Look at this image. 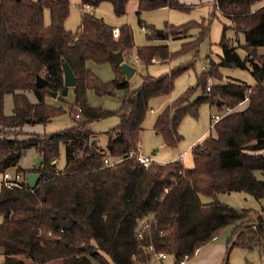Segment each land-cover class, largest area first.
<instances>
[{"label":"trees","instance_id":"obj_1","mask_svg":"<svg viewBox=\"0 0 264 264\" xmlns=\"http://www.w3.org/2000/svg\"><path fill=\"white\" fill-rule=\"evenodd\" d=\"M128 1L79 0L80 23L71 31L64 26L70 0H0V175L8 170L23 179L29 172L39 174L33 189L26 182L11 188L1 183L0 264H156L158 254L189 260L224 229H231L226 249L233 244L246 251L257 249L264 256L263 214L236 210L216 199L217 194L229 192L264 198V180L254 173L264 174V0H213L214 10L231 21L235 33L244 35L245 57L241 59L236 47L226 41L224 27L220 61L210 60L197 84L166 105L153 123L155 133L173 146L182 138L178 133L181 121L187 114L196 116L201 104L216 105L221 112L247 102L244 109L223 116L207 136L190 147L191 169L179 160L153 162L144 168L136 159L150 100L169 96L175 79L186 68L143 76L139 87L130 89L109 52H122L124 62L135 68L128 61L135 47L131 27L120 25L114 37V27L84 9L108 2L116 16H123ZM136 1L138 17L160 8H189L178 0ZM138 24L148 29L151 41L187 38L192 31L198 32L175 53L166 43L137 47L135 59L145 66L194 53L209 35V22L204 20L179 26L165 23L162 37L141 19ZM62 61L76 77L74 87L63 84ZM88 62L110 63L115 77L101 81L87 68ZM219 67H248L254 84L236 79L221 83ZM205 75L220 82L207 92ZM37 76L47 81L46 86H35ZM198 89L204 91L202 96L192 100ZM69 90L74 98L71 108L79 109L80 121L52 134L24 130L26 125H46L64 114L61 106L45 99L51 93L64 98ZM120 90L124 95L117 111L93 107L87 101L88 91L101 97L115 96ZM6 95L12 97L9 115L4 112ZM111 115H117L119 123L106 132L105 148L98 147L97 134L87 125ZM60 145L65 149L62 169L57 168ZM29 148L36 150L41 162L23 169L18 162ZM105 158L116 164L104 166ZM201 196L212 200L203 203ZM144 224L148 228L139 238Z\"/></svg>","mask_w":264,"mask_h":264},{"label":"rangeland","instance_id":"obj_2","mask_svg":"<svg viewBox=\"0 0 264 264\" xmlns=\"http://www.w3.org/2000/svg\"><path fill=\"white\" fill-rule=\"evenodd\" d=\"M182 1L185 2V5H188V10L180 11L176 9L171 10L167 8H160L153 11L141 12L139 17L135 14L137 7H135V5L132 7L133 3L126 6L125 14L123 16H116L113 13L111 4L108 2L100 3L96 8H93V10L89 12L96 18H101L108 25L119 26L120 24L126 23L131 27L135 47L132 52V56L128 61L135 66V72L129 79L130 89L139 87L143 76L150 75L157 77L159 75L169 73L170 70L175 69L176 67L178 69L186 68V70H184V72L175 79L173 90L169 96L157 97L150 100L149 107L151 111H148L142 125L140 149L143 155L153 157L157 163H168L179 160L182 162L185 169H191L193 167V157L189 152L191 147H189V144L200 131L211 130L210 118L213 114H217L219 112L217 106L203 103L199 106L196 116L187 114L181 121L178 128V133L182 138L176 145L173 146L166 145L163 142L162 137L155 133L153 130V123L157 115L166 105H168L171 101L176 100L185 90L190 87H194L197 84V78L202 77L207 71L210 60L215 63L220 61V56H222L223 52L219 42L222 37L224 27H226L224 31L226 41L236 47V53L241 59L245 57V51L241 47L244 45L245 39L242 33H235V31L231 28V21L228 18L220 14L217 10H214L212 5L213 0ZM80 13L81 12L77 6V2L75 0H70L69 15L64 22V26L67 30L74 31L78 27L80 23ZM138 19H141L147 25H152L156 30H163L165 23L179 26L191 21L204 20L206 23L209 22V35L200 43L197 51L194 53L183 55L181 58L170 62H154L145 66L136 61L134 57V52L137 47L149 44L166 43L169 51L175 53L181 49L184 42L196 38L198 32L192 31L187 38L180 37L174 39L169 38L165 41H151L147 38L148 29L140 28ZM44 21L46 25L49 22L47 10L44 13ZM86 66L103 82H109L115 77L114 69L110 63L95 64L93 62H88ZM218 70L220 75L224 78L221 83H224L226 80L236 79L251 86L254 84V79L248 67L247 69L219 67L217 71ZM204 77L206 86L207 79L211 76L205 75ZM210 79L215 85L220 83L213 77ZM203 92L204 91L201 89H198L192 97V100L202 96ZM123 95L124 93L121 90L117 91L115 96L101 97L95 95L93 91H88L87 101L90 106L100 107L108 111H117L121 106ZM29 99L32 102H36V98L32 93H29ZM73 100L74 98L71 90L64 95V98H57V95L55 97L51 95L47 96L45 99L46 103L55 107L61 106L65 110V113L53 118L46 125H26V132L29 134H52L72 127L75 124V121H80V118H74V114L77 113V108H71ZM242 107V105H238L234 109H230L229 112L232 110L237 111ZM224 110L225 108H223L221 112ZM4 112L7 114L11 113V99L9 95L4 98ZM118 123L119 117L117 115H111L99 121L89 123L87 128L97 134V146L105 148L107 142L106 132ZM194 144L196 143H193L192 145ZM64 151V146L60 145L57 158L58 169L63 168L65 162ZM37 157L38 154L34 148L26 149L22 153L18 166L23 169H31L34 166ZM8 172L10 174L15 173L14 170H8ZM254 173L258 179L264 180L263 173L259 171ZM216 199L230 208L236 210L251 209L261 212L264 216V198L257 200L245 192H229L217 194ZM211 200V197L201 196V201L203 203H207ZM230 234L231 229H224L221 231L215 238L216 246H224V243H227ZM205 249L203 248L197 256L190 261H187L186 264L192 263V261L198 258V256H200L202 264H214L216 260H218V264H220L222 257L223 260L226 258L227 249L223 251L224 255L219 258L215 257L216 253L203 254ZM169 260H171V258H168L166 261H162L161 264H169ZM227 264H264V256H260L257 249L253 251H246L235 246L232 247L228 253Z\"/></svg>","mask_w":264,"mask_h":264},{"label":"water","instance_id":"obj_3","mask_svg":"<svg viewBox=\"0 0 264 264\" xmlns=\"http://www.w3.org/2000/svg\"><path fill=\"white\" fill-rule=\"evenodd\" d=\"M156 34L159 37H162L164 34V30H156ZM109 58L115 66L120 68V70L123 72V74L125 75L127 80H129L132 77V75L135 72V68L132 67L131 65H129L128 63L124 62V57H123L122 52H120V51L109 52ZM61 66H62V71H63V84H64V86L67 88L74 87L76 84V77L74 76L71 68L69 67V65L65 61H62ZM46 84H47V81L44 78H42L40 76L36 77L35 86L37 88H42V87L46 86ZM50 95L55 97L56 93H51ZM219 104L220 103L217 102V105H219ZM94 140H96V139H92L91 142H93ZM40 161H41V157H37L34 166H37L40 163ZM25 178H26L27 186L30 189H33V188H35V186L37 184V181L39 179V174L36 172H29L26 174ZM232 247H233V244H230L229 248L227 249L225 262H227L228 253L232 249ZM261 248L264 249L263 244H261Z\"/></svg>","mask_w":264,"mask_h":264},{"label":"built area","instance_id":"obj_4","mask_svg":"<svg viewBox=\"0 0 264 264\" xmlns=\"http://www.w3.org/2000/svg\"><path fill=\"white\" fill-rule=\"evenodd\" d=\"M85 10H89L90 8L88 6H84ZM118 35V29H114L113 30V36L117 37ZM212 81L210 78L207 79V84L205 86V91H209L211 86H212ZM151 111V109H150ZM230 108H225V110L223 112H218L217 114H213L211 116V127L218 122L223 116H225L226 114L230 113ZM74 118L75 119H79L80 118V111L79 109H77V113L74 114ZM136 159L139 161V163L144 167L147 168L149 167L153 162H155V160L153 159V157L151 156H145L142 153H140V151H138V154L136 156ZM116 162L113 161H109L108 159H104L103 160V165L106 167H112L113 165H115ZM26 182V179H23L21 174L19 173H14V174H10L8 171L4 172L1 174V183L8 187H19L21 183ZM148 228V224H144L142 226V228L140 229V231L138 232V237L141 238L142 237V233ZM156 256V264H159V260H164L166 259V255L165 254H158L155 255ZM187 261L186 258L176 261L173 260L172 264H185V262Z\"/></svg>","mask_w":264,"mask_h":264},{"label":"crops","instance_id":"obj_5","mask_svg":"<svg viewBox=\"0 0 264 264\" xmlns=\"http://www.w3.org/2000/svg\"><path fill=\"white\" fill-rule=\"evenodd\" d=\"M76 2H77V6H78V8H79V0H75ZM179 2H180V0H178ZM181 2H183L182 0H181ZM180 2V3H181ZM133 3V4H132ZM129 4H132V7L135 5V7H137V1L136 0H130V1H128L127 2V4H126V6L127 5H129ZM183 4H185V2H183ZM188 6V5H187ZM94 8H96V7H94ZM125 9H126V7H125ZM163 9H166V8H163ZM167 9H170V8H167ZM80 10V9H79ZM93 10V8L91 9L90 8V11H92ZM172 10V9H171ZM136 11H137V9H136ZM136 11H135V14H136ZM81 14V13H80ZM124 24V23H123ZM120 25H122V24H120ZM119 25V26H120ZM110 26H112V25H110ZM119 26H112V27H114V29H118V27ZM135 57V56H134ZM27 95H28V97H29V93H27ZM7 96V95H6ZM10 96V99H11V112H12V107H13V105H12V97H11V95H9ZM5 98V97H4ZM243 106L241 109H239V110H242V109H244L245 107H246V105H247V102L246 101H244V102H242L241 104H240V106ZM5 114H7V113H5ZM11 114V113H10ZM7 115H9V114H7ZM26 127V126H25ZM25 127H24V130H25ZM26 131V130H25ZM209 132H210V130L208 131V130H203V131H200L196 136H195V138L191 141V143L189 144V147L190 146H192V144L193 143H197V142H199V141H201L205 136H207L208 134H209ZM212 132V131H211ZM142 137V136H141ZM140 141H141V138H140ZM140 144H141V142H140ZM139 151H140V153H142L141 152V149L139 148ZM180 155H182V154H180ZM12 175V174H11ZM216 242H215V239L212 241V242H210V243H208V244H206V245H204V246H202V247H200L197 251H196V253H195V255L191 258V259H193L195 256H197L200 252H201V250L204 248H206L204 251H203V254H211V253H216V255H215V257L216 258H219V257H221L222 255H224L223 254V251L224 250H226V244L224 243V246L223 245H221V246H216V244H215ZM191 259H189V260H187V261H190ZM166 260H168V258L167 259H165L164 261H166ZM186 261V262H187ZM172 262H173V260H169V264H172ZM186 262H185V264H186ZM223 262V257H222V259H221V262H220V264ZM190 264H202L201 263V258H200V256H198V258H196L194 261H192V263H190ZM214 264H218V260H216V262L214 263Z\"/></svg>","mask_w":264,"mask_h":264}]
</instances>
